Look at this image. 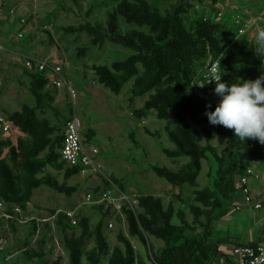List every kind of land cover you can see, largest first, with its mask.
Segmentation results:
<instances>
[{
    "label": "trees",
    "instance_id": "obj_1",
    "mask_svg": "<svg viewBox=\"0 0 264 264\" xmlns=\"http://www.w3.org/2000/svg\"><path fill=\"white\" fill-rule=\"evenodd\" d=\"M73 1L81 8L79 0ZM107 1L115 6L107 10L102 23L93 18V11ZM196 1L206 4L208 12H199L192 0H172L164 7L157 0H100L88 6L82 22L64 27L68 31L86 32L93 45L109 41L131 51L110 64L93 63L97 81L116 94L131 81L128 99L134 117L141 120L153 112L166 121V134L174 146L162 147V151L171 158L188 159L175 170L155 164L150 168L174 187L191 185L194 193L187 202L180 191L174 194L180 206L172 200L165 204L161 196L153 194L139 195L136 207L125 202L121 210L127 233L119 229L113 246L105 232V220L113 211L111 205L96 203L100 217L93 226L87 215L75 214L76 223H72L65 211L56 212L69 264H102L105 259L107 264H148L137 257L131 237L145 244L147 258L153 264H211L217 253L213 242L208 240L213 220L234 203L239 175L245 173L254 159L264 161V144L256 139L241 142L234 137L233 129L209 122L207 106L210 103L214 110L218 99L214 91L216 82L208 83L204 77L208 61L218 60L219 72L226 69L221 79L229 84L240 82V78L255 79L264 73V53L255 52L254 38L239 34V30L231 31L227 21L216 18L220 0ZM121 19L132 26L123 28ZM46 31L52 41L51 33ZM86 49L80 48L81 53ZM26 73L34 101L7 114L10 127L5 136H1L4 131L0 128V201L7 205V213L14 206L26 211L34 190L41 185L70 196L76 186L69 185L68 179L80 173L79 166L69 165L60 155L65 122L73 115V108L57 122L40 117L39 111L54 109L53 91L58 88L51 83L47 70L33 69ZM140 96H145L142 104L133 107V98ZM172 116L177 120L175 125L170 123ZM15 128L20 134L13 142ZM145 130L153 134L148 128ZM93 133L91 129L86 131L87 142ZM216 136L223 140L221 147L213 144ZM203 160L208 164L209 182L199 187ZM62 169L59 181L52 170ZM116 219L121 221V216ZM77 227L78 234L74 231ZM67 230H71L69 235ZM90 233L94 244L85 250ZM150 236L162 240L163 245L153 249L148 241ZM22 254L26 261L18 264H59V257L49 262L42 247L27 248ZM3 259L6 261L5 255Z\"/></svg>",
    "mask_w": 264,
    "mask_h": 264
},
{
    "label": "rangeland",
    "instance_id": "obj_2",
    "mask_svg": "<svg viewBox=\"0 0 264 264\" xmlns=\"http://www.w3.org/2000/svg\"><path fill=\"white\" fill-rule=\"evenodd\" d=\"M96 1L100 0H79L80 8L73 0H0V116L8 121L9 112L20 110L23 104H32L34 101L28 89V70L24 64L27 56L60 63L65 76L76 89V96L71 98L64 87L53 91L54 109L45 108L39 111V116L57 122L58 118L68 116L73 108L82 137L86 138V131L93 130L89 142L99 148L98 159L102 165L100 171L90 169L87 175L72 176L68 184L75 185L76 190L70 196L41 185L34 190L26 211L16 212L14 207H11L12 211L8 213L10 217H6L4 213L7 205H0V241L3 244L0 249V264H18L26 261L22 251L40 247L46 252L49 262L59 257V264H69L63 243V229L56 223L57 213L70 210L74 216L87 215L93 226L100 217L96 203H102L106 207L105 203L97 202L102 191L110 190L113 195L119 194L123 204L128 202L131 207H136L137 197L144 194L161 196L165 204L172 200L179 206L181 203L174 196L179 191L186 202L193 198L191 185L184 184L181 189L174 187L150 168V165L155 164L175 170L188 159L186 156L171 158L162 151V147L174 146L166 134V121L158 119L153 112L141 120L134 117L128 99L131 81L125 83L116 94L97 81L96 73L91 67L93 63L110 64L115 59L125 58L131 51L109 41L102 45H93L86 32L77 33L64 29L68 25L82 22L85 10ZM171 1L157 0V3L164 7ZM231 1L220 0L219 3L225 7L227 3L231 4ZM192 2L199 12H208L206 4L196 0ZM64 6L72 9H66ZM114 6V2L107 1L96 7L93 18L104 23L107 10ZM228 14L222 19L231 23L232 19ZM21 19H24V22H20ZM121 26L126 29L132 25L124 23L121 19ZM46 29L51 33L52 41ZM243 32L238 31L239 34ZM85 46L86 51L81 53L80 48ZM78 52L81 54L77 55ZM198 85L202 86L201 80ZM145 96L133 98V107L140 106ZM217 99L220 98L217 96ZM170 123L175 125L177 120L172 116ZM7 132H2L1 136H5ZM17 134L20 133L15 128L13 142L16 141ZM222 141L216 136L213 144L221 147ZM4 156H7L6 149ZM207 170L208 164L203 160V170L198 177L199 187L209 182ZM57 176L61 181L59 172ZM118 185L124 193L119 190ZM96 187L98 190H94ZM88 192L92 193L90 201L86 199ZM111 209L113 211L105 220V232L113 246L117 243L119 229L127 233V222L121 209ZM51 210H55V213ZM118 215L121 216V221L116 219ZM110 221L112 226L108 224ZM216 229L218 228L214 226L215 232ZM74 231L78 234L80 228L77 227ZM70 233L71 230H67V234ZM215 236L216 233H212L208 238L213 244ZM131 240L137 257L153 264L147 258L148 249L145 244L136 237H131ZM148 241L153 249L163 245L162 240L154 236H150ZM93 244L94 236L90 233L85 241V250L90 249ZM4 255L6 261L3 259ZM212 263L221 264L216 255L211 260ZM102 264H107V260Z\"/></svg>",
    "mask_w": 264,
    "mask_h": 264
},
{
    "label": "crops",
    "instance_id": "obj_3",
    "mask_svg": "<svg viewBox=\"0 0 264 264\" xmlns=\"http://www.w3.org/2000/svg\"><path fill=\"white\" fill-rule=\"evenodd\" d=\"M217 5L219 9L216 18H222L229 13L228 15L232 20L231 23H227V27L231 31L242 29L249 38L255 39L256 31L264 28V0H232L231 4L227 3L225 7L220 3ZM83 139L85 140L84 136ZM85 141L84 144L86 145L92 144ZM250 167L253 169V174L247 180V185L254 198L259 199L264 197V161L254 159ZM53 171L59 172L61 178L63 177L64 169ZM71 178L72 176L68 180ZM214 226L218 228L216 232L213 230ZM211 232L217 235L214 246L217 250L216 257L221 264H235L237 258L232 253L235 244L264 240V207L261 209L252 208L245 201L242 191L237 188L234 203L228 206L226 213L212 222Z\"/></svg>",
    "mask_w": 264,
    "mask_h": 264
},
{
    "label": "built area",
    "instance_id": "obj_4",
    "mask_svg": "<svg viewBox=\"0 0 264 264\" xmlns=\"http://www.w3.org/2000/svg\"><path fill=\"white\" fill-rule=\"evenodd\" d=\"M24 19H21L23 21ZM242 32V29H239ZM25 66L27 70H47L50 81L56 88L60 89L64 87L71 98L76 96V89L72 82L65 76L63 67L60 63H53L51 60L38 59L31 56H27L25 59ZM207 70L204 72V77L208 82L211 72L214 68L219 69L218 60L208 61ZM220 74V72H218ZM215 82V81H212ZM208 82V83H212ZM0 126L3 131H6L10 127V123L0 116ZM65 138L60 148L61 159H64L71 166H79L80 174L87 175L90 169L100 171L101 162L98 159L99 148L94 144L86 145L83 142V137L80 132V125L76 115H73L65 122ZM253 174L252 167H248L244 174L239 175L236 182L237 188H239L244 194L245 201L254 209H261L264 207V197L255 199L250 193L247 180L250 175ZM86 199H92V193L86 194ZM97 202H103L105 205H111L114 210L122 208V199L119 194L113 195L110 190L101 192V196ZM4 203L0 201L2 206ZM14 211H21L18 206H14ZM67 216L70 217L72 223H76L74 213L70 210L65 211ZM4 216L10 217L6 212ZM109 226L113 223L110 221ZM3 248V244L0 241V249ZM232 253L236 256L237 261L235 264H264V240H259L254 243H237L233 246Z\"/></svg>",
    "mask_w": 264,
    "mask_h": 264
},
{
    "label": "clouds",
    "instance_id": "obj_5",
    "mask_svg": "<svg viewBox=\"0 0 264 264\" xmlns=\"http://www.w3.org/2000/svg\"><path fill=\"white\" fill-rule=\"evenodd\" d=\"M257 54L264 53V28L255 33ZM214 68L208 82L215 81L214 91L220 98L214 110L207 106L206 115L213 125L234 130V137L241 142L256 139L264 144V73L255 79H241L229 84L221 77L226 69Z\"/></svg>",
    "mask_w": 264,
    "mask_h": 264
}]
</instances>
